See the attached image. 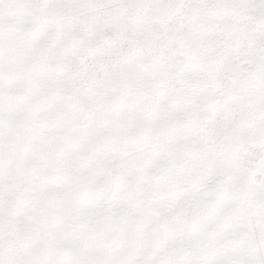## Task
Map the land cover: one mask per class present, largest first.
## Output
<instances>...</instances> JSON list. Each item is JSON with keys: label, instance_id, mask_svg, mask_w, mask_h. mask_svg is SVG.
Returning a JSON list of instances; mask_svg holds the SVG:
<instances>
[{"label": "snow or ice", "instance_id": "6c2138e0", "mask_svg": "<svg viewBox=\"0 0 264 264\" xmlns=\"http://www.w3.org/2000/svg\"><path fill=\"white\" fill-rule=\"evenodd\" d=\"M0 264H264V0H0Z\"/></svg>", "mask_w": 264, "mask_h": 264}]
</instances>
